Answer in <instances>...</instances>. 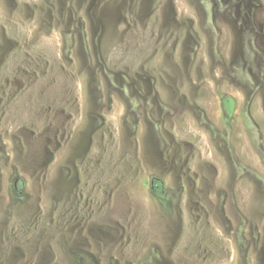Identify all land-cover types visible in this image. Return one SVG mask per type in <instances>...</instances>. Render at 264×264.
<instances>
[{"label": "rangeland", "instance_id": "obj_1", "mask_svg": "<svg viewBox=\"0 0 264 264\" xmlns=\"http://www.w3.org/2000/svg\"><path fill=\"white\" fill-rule=\"evenodd\" d=\"M0 264H264V0H0Z\"/></svg>", "mask_w": 264, "mask_h": 264}, {"label": "flooded vegetation", "instance_id": "obj_2", "mask_svg": "<svg viewBox=\"0 0 264 264\" xmlns=\"http://www.w3.org/2000/svg\"><path fill=\"white\" fill-rule=\"evenodd\" d=\"M151 186L152 187H155L156 186V181L155 180H152L151 181ZM17 188H20V186L18 185V180L16 179L13 183V189H17ZM21 190V188H20ZM15 191V190H14Z\"/></svg>", "mask_w": 264, "mask_h": 264}, {"label": "trees", "instance_id": "obj_3", "mask_svg": "<svg viewBox=\"0 0 264 264\" xmlns=\"http://www.w3.org/2000/svg\"><path fill=\"white\" fill-rule=\"evenodd\" d=\"M225 105H227V106L225 107V111L229 114L230 111H231V110H230V107H229L228 104H226V102H225ZM225 105H224V106H225ZM14 190H15V192L18 193V194L21 192L20 188H17V189H14Z\"/></svg>", "mask_w": 264, "mask_h": 264}]
</instances>
